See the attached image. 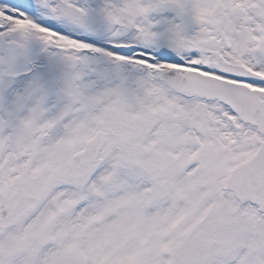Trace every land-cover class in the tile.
I'll return each instance as SVG.
<instances>
[{"label": "snow or ice", "instance_id": "1", "mask_svg": "<svg viewBox=\"0 0 264 264\" xmlns=\"http://www.w3.org/2000/svg\"><path fill=\"white\" fill-rule=\"evenodd\" d=\"M0 264H264V0H0Z\"/></svg>", "mask_w": 264, "mask_h": 264}]
</instances>
